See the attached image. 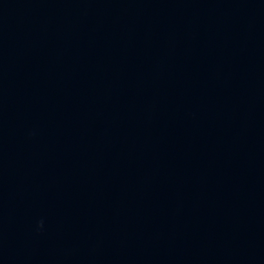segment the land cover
I'll use <instances>...</instances> for the list:
<instances>
[{
	"label": "water",
	"instance_id": "water-1",
	"mask_svg": "<svg viewBox=\"0 0 264 264\" xmlns=\"http://www.w3.org/2000/svg\"><path fill=\"white\" fill-rule=\"evenodd\" d=\"M0 264H264V0H0Z\"/></svg>",
	"mask_w": 264,
	"mask_h": 264
}]
</instances>
